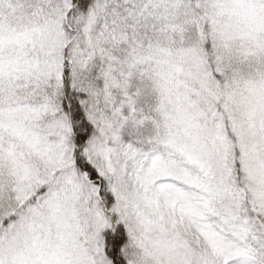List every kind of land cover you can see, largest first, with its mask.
<instances>
[{"label":"snow or ice","instance_id":"obj_1","mask_svg":"<svg viewBox=\"0 0 264 264\" xmlns=\"http://www.w3.org/2000/svg\"><path fill=\"white\" fill-rule=\"evenodd\" d=\"M0 264H264V0H0Z\"/></svg>","mask_w":264,"mask_h":264}]
</instances>
